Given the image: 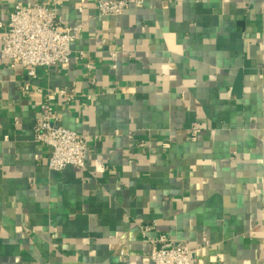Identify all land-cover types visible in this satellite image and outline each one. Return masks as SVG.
Wrapping results in <instances>:
<instances>
[{
  "label": "crops",
  "instance_id": "crops-1",
  "mask_svg": "<svg viewBox=\"0 0 264 264\" xmlns=\"http://www.w3.org/2000/svg\"><path fill=\"white\" fill-rule=\"evenodd\" d=\"M101 1L0 0V47L16 3L81 26L66 69L0 56V264H153L145 226L190 264H264V0ZM65 88L53 113L85 171L34 142Z\"/></svg>",
  "mask_w": 264,
  "mask_h": 264
},
{
  "label": "built area",
  "instance_id": "built-area-1",
  "mask_svg": "<svg viewBox=\"0 0 264 264\" xmlns=\"http://www.w3.org/2000/svg\"><path fill=\"white\" fill-rule=\"evenodd\" d=\"M140 5V0H104L97 6L100 16H120L130 5ZM3 25L0 23V28ZM81 32V26H63L59 23L54 8L37 3H16L8 15L2 34L0 56L9 62L10 68L21 65L29 77H35L37 68L60 66L66 69L71 57V45ZM57 97L66 101L72 94L65 89L45 95L43 114L35 121L34 142L47 148V168L59 172L67 166L85 171L88 150L87 139L57 123L52 102ZM197 130L192 128L191 140L196 139ZM151 226L142 229L150 245L149 259L153 264H190V250L183 242L173 241L166 236L147 237Z\"/></svg>",
  "mask_w": 264,
  "mask_h": 264
}]
</instances>
